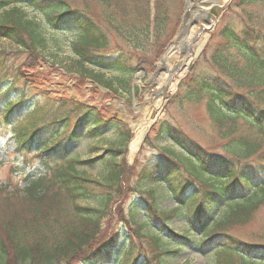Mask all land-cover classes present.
I'll list each match as a JSON object with an SVG mask.
<instances>
[{
	"label": "trees",
	"instance_id": "trees-1",
	"mask_svg": "<svg viewBox=\"0 0 264 264\" xmlns=\"http://www.w3.org/2000/svg\"><path fill=\"white\" fill-rule=\"evenodd\" d=\"M18 1L0 0V10L6 12V17L0 21V37L9 38L20 50H31L40 57L41 50L48 47L47 27L61 33L63 38L71 35V48L82 70L99 84H106V72L110 70L129 78L136 74L139 67L134 65V58L151 48L152 29L153 42L155 40L159 45L158 54L170 40L162 35L168 26V0L154 1L152 24L151 0H96L97 10L89 5H71L67 0H26L43 13L46 27L27 17L21 9L24 3ZM259 3L264 4V0L233 1L226 14H234L225 18L215 35L208 70L193 75L186 88L189 91L187 97H207L208 112L219 124L224 120L242 119L251 132L262 136L264 142V20L249 11L251 6ZM112 32L118 35L115 37ZM88 64L100 71L87 69ZM32 67L33 64H28V68ZM43 81L25 66L14 67L5 58H0V123H17V118L24 116L28 123L19 130L20 146L30 144L29 149L35 148L34 138L44 129L48 138L39 142L36 154L42 164L52 170L48 183L39 177L30 180L25 189L35 219L15 213L14 220L0 226V264H56L60 256L68 258L78 253L77 264H167L164 255L180 251L170 250L166 245L178 243L174 238L189 244L188 234L192 230L199 232L201 247L217 245L212 255L214 264L228 260L226 264H236L234 257L240 259V264H264V243L242 241L220 230L232 220L248 218L264 201V165L252 157L259 148L257 143L228 142L224 150L229 155L217 154L188 142L177 128L162 123L159 138H172L189 154H181L175 159L167 152L156 155L141 167L139 178L145 185L158 181L164 184L166 198L171 197L179 206L169 211L162 209L164 198L159 197L157 187L149 185L141 193L148 196L149 192L150 203L138 202L131 214L134 231L127 234L119 228L114 235L96 240L111 200V188L120 181L119 164L108 160L113 167L104 182L85 177L81 175L84 171L77 166L81 163L79 154L65 158L68 143L90 135L95 138L112 127L117 128L120 137L123 136V142L127 141V135L121 131L118 122L105 119L94 106L78 105L72 114L63 113V106H59L40 117L39 102L38 106L29 105L28 97L49 98L50 92ZM126 83L127 80L119 85L122 87ZM112 91L118 93L116 88ZM39 123H42L40 127L37 126ZM79 129H84V135ZM120 137L116 143L122 139ZM119 146L122 147V143ZM59 162L63 163L57 164ZM184 174L188 177L184 178ZM51 184L66 195L72 212L83 222L82 228L68 230L57 243L51 239L54 233L51 235L49 231L51 220L47 218L52 215L41 218L38 212L41 204L46 203ZM91 196L96 198V207L78 204V200ZM48 203L52 208L56 201L51 197ZM139 215L143 216L142 221L137 220ZM182 216L188 227L179 235L167 222L172 221V217ZM147 240L152 243L151 252L136 243ZM93 242L97 244L92 248Z\"/></svg>",
	"mask_w": 264,
	"mask_h": 264
},
{
	"label": "rangeland",
	"instance_id": "rangeland-1",
	"mask_svg": "<svg viewBox=\"0 0 264 264\" xmlns=\"http://www.w3.org/2000/svg\"><path fill=\"white\" fill-rule=\"evenodd\" d=\"M67 1L71 5L81 7L89 5L95 10L98 9L96 0ZM154 1L151 0V24L153 23L152 17L155 14ZM233 1L229 0L225 7H222L219 19L215 22L205 45L197 56L190 61L188 68L183 70L184 52L179 51L168 64L171 67L170 72L167 67L161 64L162 58L179 37L178 33L182 31V28L184 29L185 22L182 18L186 14V0H182V7L180 0H168L169 5L166 6L168 26L162 35L165 39L170 40L164 45L163 50L158 54L159 45L155 43V40L153 42L154 33L152 29L149 39L151 48L145 52L146 54L134 58V65L139 67L137 73L129 78L122 74L119 75L116 71H107L108 80L104 85L103 83L94 82L82 70V65L78 62V58L71 48V35L63 38L61 33H55L47 27L46 42L48 47L41 50L40 57L38 53H33L31 50H20L14 41L9 38L0 37V56L5 58L11 66L18 67L21 65L34 71L39 75V79H43V82L46 83L45 88L50 92V99L45 96L37 99V96L30 95L28 97L29 101L27 100L29 105L35 104L38 106L37 103L39 102L41 106L40 117H45V114L51 110L55 111L56 107L59 106H63L61 111L65 114L71 113L81 104L86 107L94 106L105 119L118 122L121 131L127 135V141L123 142V136L120 137L117 128L112 127L100 132L101 137L93 138V135H90L68 143V154L65 155V158L79 154L78 159L81 163L77 166L84 171V173L81 172V175L85 177L104 182L106 175H110L113 167L108 160L119 164L117 167L120 170L118 173L120 174V181L114 183L111 188V200L106 207L105 216L104 219L102 218L100 232L96 236V240L106 239L109 235H114L119 228H122V231H126L127 234L134 231L130 222L131 214L133 209L137 208L138 202L149 201L148 203H150L149 192L147 193L148 196L141 193L142 189L149 188V185L152 188L157 187L160 192L159 197L164 198L161 203L162 209L169 211L179 206L171 197L166 198L168 194L164 190V184L156 182L145 185L139 178L141 167L156 155H166L165 152H167L170 158L171 156L174 158L181 157V154H189L181 144H178L172 138L168 136L159 138V128L162 123L177 128L184 134L183 136L186 137L188 142H193L208 152L212 151L217 154L229 155L224 150V146L228 142L237 143L243 140L257 143L259 148L256 152L254 150L255 153L252 157L264 165V142L261 135L251 132L242 119L237 121L224 120L219 124L208 112L207 97H187L189 91H187L186 84L189 83L190 78L209 68L210 53L215 35L224 24L225 18L234 14V12L226 14ZM17 3H24L21 9L27 17L40 21L43 27L47 26L44 15L40 10L34 9L27 4L26 0H19ZM6 8L8 9V7ZM210 8L211 5L208 6V9ZM249 11L257 14L260 20H264V4L253 5L249 8ZM4 12V10H0V21L6 17V12ZM188 16L192 18L191 15ZM201 25L207 26L208 24L203 20L190 19V27L194 30L192 37L200 31ZM262 26L264 27V24ZM112 34L115 37L118 35L116 32H112ZM118 41L121 42L120 39ZM28 64H33V67L28 68ZM86 68L100 71L99 68H94L90 64ZM180 71L183 72L182 76L168 96L166 90L169 89V82ZM125 80H127V83L121 87L119 84ZM113 88H116L118 93H114ZM161 89L162 91L164 89L165 95L157 92ZM30 100L36 102H30ZM162 101H164V104L161 107ZM142 108L144 110L150 108L153 111H159L160 115L149 126L137 152L132 155L129 151V145L134 137L135 127L144 120ZM17 120H19L17 123H0V226L14 220L15 213L20 217L25 216L30 220L35 219L36 214L31 210L25 189L28 187L30 180L39 177L48 183L52 174V170H49L48 166H44L36 154L39 149V142L41 140L45 141L48 134H44V129L39 130L32 143L35 148L29 149L30 144L21 147L19 130L28 121L24 116L23 118L18 117ZM41 125L42 123H39L37 126L40 127ZM79 132L84 135V129H79ZM119 137L122 139L116 143L115 141ZM121 143L122 147L119 146ZM108 149L114 151H108ZM253 164H256V162L254 161ZM183 170L186 172L184 168ZM183 177L187 178L188 176L184 174ZM49 187L46 203L41 204L38 212L41 218L46 214L52 215V218H47L51 220V230L49 231H51V235L54 233L51 239L57 243L58 239L63 238L68 230L82 228L83 222L72 212L71 203L66 195L54 184ZM51 197L56 201L52 208L49 207L48 203ZM96 203V198L92 196L78 200V204L84 207H96ZM171 219L173 220L167 222V224L175 233L182 235L183 232L187 231L188 226L183 216L176 219L172 217ZM137 220L142 221L143 216L139 215ZM220 230L239 240L262 245L264 243V201L249 214L248 218L243 221L232 220L223 225ZM151 232L155 231L152 230ZM190 232L188 234L191 238L189 244L185 245L186 241L181 238H174L173 240L178 241V243L172 242L166 245V248L170 250L177 249V251H180L170 255L163 254L167 264H214L212 260L214 256L212 255L217 245L214 247L212 245L201 247L198 244L199 232L196 230ZM165 237L168 238L169 236L166 235ZM136 241L140 240L136 238ZM136 243L141 248L144 247L146 252H151L153 249L149 240L144 243ZM96 244L93 242L91 247L93 248ZM179 245L182 247L178 248ZM79 258V253L68 258L60 256L56 264H77ZM234 258L236 264H240V259L238 261L236 260L237 257ZM40 264L45 263L41 262Z\"/></svg>",
	"mask_w": 264,
	"mask_h": 264
},
{
	"label": "bare ground",
	"instance_id": "bare-ground-1",
	"mask_svg": "<svg viewBox=\"0 0 264 264\" xmlns=\"http://www.w3.org/2000/svg\"><path fill=\"white\" fill-rule=\"evenodd\" d=\"M229 0H186V14H185V25L184 29L182 28V31H180L179 37L176 39V41L169 47L166 54L163 57L162 65L167 67L168 70L171 72V67L168 65L171 59L177 54L179 51L184 52V59L182 60V67L183 70H186L188 68V65L190 61L197 56V54L200 52V50L205 45V42L207 38L210 36L211 31L213 29V24H208L205 26V29H201V31L198 33L197 39L193 40L192 35L194 33V30L190 27V16L193 15V13L197 12V9L201 6L203 7L202 14L204 12H208V6L209 5H219L224 6ZM183 72H179L178 75L174 76V79L169 82V89L166 90L167 94L169 96V92L173 91L176 87L178 81L180 80ZM159 93H163L165 95L164 89L160 91H157ZM166 94V95H167ZM164 101L161 102V107L163 106ZM144 115H143V121L138 124L135 127L134 130V137L132 138L130 145H129V151L132 155H134L139 146L141 145L143 138L149 128V126L152 124V122L156 119L157 116L160 115V112L153 111L152 109L144 110L142 108Z\"/></svg>",
	"mask_w": 264,
	"mask_h": 264
},
{
	"label": "water",
	"instance_id": "water-1",
	"mask_svg": "<svg viewBox=\"0 0 264 264\" xmlns=\"http://www.w3.org/2000/svg\"><path fill=\"white\" fill-rule=\"evenodd\" d=\"M203 7L201 6V8L199 7L197 9L196 13H193L192 15V20L198 19V20H203L205 21L207 24H215V22L218 21L219 16H220V12L222 10V7L216 5V4H211V8L209 9L208 12H204L203 15L202 11H203ZM197 38V36L194 37V40ZM163 59V58H162Z\"/></svg>",
	"mask_w": 264,
	"mask_h": 264
}]
</instances>
